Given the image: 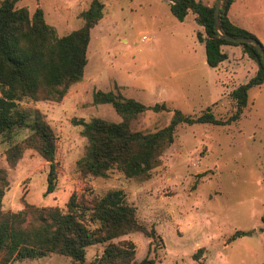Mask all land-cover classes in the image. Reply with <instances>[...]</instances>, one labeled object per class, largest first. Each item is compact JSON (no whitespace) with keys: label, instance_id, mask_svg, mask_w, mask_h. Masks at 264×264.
<instances>
[{"label":"rangeland","instance_id":"1","mask_svg":"<svg viewBox=\"0 0 264 264\" xmlns=\"http://www.w3.org/2000/svg\"><path fill=\"white\" fill-rule=\"evenodd\" d=\"M103 17L90 30L83 78L60 101L23 100L18 109L38 108L57 137L55 189L46 192L48 162L26 149L14 167L6 148L28 134L20 129L11 140L0 137V167L8 186L4 211H18L25 203L65 208L73 194L103 195L120 189L135 207L140 224L151 232L133 231L114 239L132 240L135 260L154 264H264V83L248 90L247 106L235 121L179 124L173 143L148 180L127 178L113 170L108 177L81 178L76 161L86 138L80 120L93 117L118 122L109 103H94L96 90H115L147 106L165 103L167 109H148L132 121V128L154 131L167 125L175 109L196 117L210 108L216 118L228 119L234 110L230 91L248 81L257 63L234 49L227 71L209 67L202 26L189 12L180 21L169 0H100ZM212 5L215 0H201ZM92 0H18L30 13L40 7L45 21L65 35L83 24L81 13ZM241 23L254 32L264 49V0H236ZM241 48V49H240ZM241 50V51H240ZM242 52V53H241ZM236 231H249L230 239ZM199 248V258L193 254ZM103 244L86 249V263L97 264ZM13 264H76L51 254Z\"/></svg>","mask_w":264,"mask_h":264},{"label":"trees","instance_id":"2","mask_svg":"<svg viewBox=\"0 0 264 264\" xmlns=\"http://www.w3.org/2000/svg\"><path fill=\"white\" fill-rule=\"evenodd\" d=\"M18 0H0V137L11 140L14 132L27 129L26 136L12 142L5 150V159L14 167L26 149L35 150L48 162L47 189H55L57 179L56 134L38 108L18 109L23 100L60 101L68 89L83 78L87 63L90 30L103 17V3L92 0L81 13V27L59 36L44 19L37 7L30 13L26 6H17ZM234 0H221L219 22L225 34L257 37L247 29L234 24L228 17ZM171 13L180 21L192 12L195 21L204 29L197 37L204 43L205 61L209 67H218L227 58L222 45L240 46L258 65L256 73L244 84L238 85L229 96L234 110L228 119L216 118L210 108L191 117L175 109L170 122L154 131L132 128V121L148 109H167L165 103L147 106L115 90H96L94 103H109L121 117L118 122L93 117L80 120L81 135L87 144L76 161L81 178L108 177L120 171L127 178L148 180L161 164L166 148L174 141L179 124L224 123L237 120L247 106L248 90L264 83V66L260 52L252 43L233 42L221 37L214 29V4L201 0H169ZM259 42V41H258ZM8 186L6 170L0 167V264L37 259L51 254L68 257L76 264L86 263V249L103 244L97 264H154L145 257L135 260L132 240L114 241L133 231L151 235L139 223L136 209L129 204L120 189L108 190L103 195L73 193L65 208L57 205L36 206L25 203L18 211H4L2 197ZM264 220V216L262 217ZM264 232V227H261ZM249 231H236L230 239ZM264 249V244H263ZM199 248L193 254L199 258Z\"/></svg>","mask_w":264,"mask_h":264},{"label":"water","instance_id":"3","mask_svg":"<svg viewBox=\"0 0 264 264\" xmlns=\"http://www.w3.org/2000/svg\"><path fill=\"white\" fill-rule=\"evenodd\" d=\"M220 2H221V0H215V4H214V29L217 31V33L221 37H223L229 41L254 44L260 52L261 61H262V64L264 66V49H263L262 45L260 44V42H258L256 39H254L252 37H245V36L235 37V36L225 34L224 32L221 31L220 22H219Z\"/></svg>","mask_w":264,"mask_h":264},{"label":"crops","instance_id":"4","mask_svg":"<svg viewBox=\"0 0 264 264\" xmlns=\"http://www.w3.org/2000/svg\"><path fill=\"white\" fill-rule=\"evenodd\" d=\"M236 3V0L233 1V3L230 5L229 7V11H228V17L229 19L236 25L240 26V27H243L245 29H247L242 23H241V20H240V16L241 14L239 13V9L238 8H234V4ZM188 15V14H187ZM187 17V16H186ZM195 17V16H194ZM248 30V29H247ZM250 31L251 33L254 34L253 31L251 30H248ZM255 35V34H254ZM237 47H240V46H235V45H222L221 46V49L223 52H225L227 54V58L225 60H223L218 67H215L217 69H219L220 67L222 69H224L225 71H227V68H233L231 66V64L228 62V64H226V61L229 60V57L230 55H234V49L237 48ZM241 49V48H240ZM241 51V50H240ZM242 53V52H241ZM257 71V69H256ZM256 71L254 70V74L256 73ZM253 74V75H254ZM251 75V76H253Z\"/></svg>","mask_w":264,"mask_h":264}]
</instances>
